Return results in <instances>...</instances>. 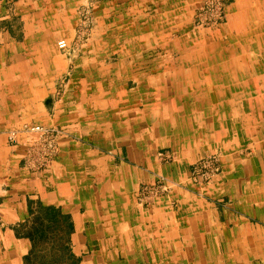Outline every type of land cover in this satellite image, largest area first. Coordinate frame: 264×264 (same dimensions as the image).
I'll use <instances>...</instances> for the list:
<instances>
[{"label": "crops", "instance_id": "0c3cea01", "mask_svg": "<svg viewBox=\"0 0 264 264\" xmlns=\"http://www.w3.org/2000/svg\"><path fill=\"white\" fill-rule=\"evenodd\" d=\"M227 2L223 37L230 39L228 43L233 42L234 37L247 42L259 38L260 50L264 51V27L252 30L254 19L250 17L255 5L262 7L264 12V0ZM2 19L4 17H0V21ZM30 26H24L27 45L16 46L9 43L14 38L0 23V38L7 43L0 44V86L10 88L0 96V264H26L33 245L20 226L30 217V201L33 208L40 202L56 206L68 216L73 224L69 250L74 264H264V260H257L249 249L251 245L264 246V229L259 223L255 226L248 220L247 213L251 211L240 199L248 186L243 185L242 177L225 175L195 185L189 179L195 157L189 147L194 141L209 139L216 132L217 110L213 105L216 101L226 102L231 96L244 98L236 92L237 87L254 82L244 76L247 69L238 66L239 58L236 57L242 52L249 53V44L240 48L232 44L220 46L212 41H206L209 46L177 41L174 47L182 55L173 61L168 78L159 79L165 84L156 91L161 99L155 104L147 93L150 87L141 82L136 85L144 94L137 101L127 92L126 88L138 77H133L132 82L126 80L121 92L107 97L88 91L89 102L102 103L95 111L81 108L77 103L72 105L71 95L66 108L55 105L49 120L70 133L86 134L91 138L94 135L103 141L97 142L99 146L95 147L64 137L56 161L50 167L31 171L23 160L29 144L9 145L8 138L3 135L9 123L7 118L10 112L17 111L14 104L20 94L42 93L39 88L42 82L31 74L34 71L40 74V70L56 71L63 61L57 57L58 52L55 55L52 51L53 47H47L53 41L52 36L41 33L37 37L40 43H32ZM133 31L141 39L140 49L158 43L168 47L169 33L162 26L154 31L151 23L145 27L137 24ZM122 53L130 54V50L126 53L122 50ZM105 56L108 55L99 56L102 62L98 64L103 74L106 71L110 75L122 74L125 68H130L126 56L122 55L123 60L115 64L114 70L108 69L105 63L109 57ZM4 63H12L13 70H22L21 75L1 73ZM263 77L260 72L256 79ZM158 83L149 82L152 86ZM186 98L194 101L192 107L185 103ZM122 101L126 103L123 108L120 107ZM205 102L209 107L201 106ZM110 103L112 109L105 110ZM141 104L150 105L151 109H142ZM260 113L258 110L256 118ZM25 114L26 117L36 116ZM245 116L250 117L249 114ZM86 119L91 127H85ZM168 141L174 144L179 156L175 161L161 163L154 149H162L159 143L166 145ZM259 159L264 164V154ZM160 174L174 181L175 186L164 197L151 200L149 205H139L137 195L141 184L155 182ZM226 199L234 201L220 203ZM244 210H248L245 215Z\"/></svg>", "mask_w": 264, "mask_h": 264}, {"label": "rangeland", "instance_id": "374dc122", "mask_svg": "<svg viewBox=\"0 0 264 264\" xmlns=\"http://www.w3.org/2000/svg\"><path fill=\"white\" fill-rule=\"evenodd\" d=\"M227 6V0H0V17H4L0 23L4 30L8 29L12 38L16 40V42L12 40L9 42L10 44L27 45L28 41L24 42V26L29 24L31 25L30 34L32 33L33 36V38L31 37L32 43L36 45L40 43L37 37L41 33L44 36H52L54 44L50 43L47 47H53L52 51H55V55L58 52L57 57L63 61L60 66H57L56 71L40 70V74H35L36 71L33 72L31 69L33 72L31 76L42 82L39 87L42 93L32 95L24 93L18 97V102L14 104L18 107L17 111L14 114L10 112L7 118L9 121L7 131L3 134L8 138L9 145L19 142L29 144L23 160L31 171L39 170L32 157L35 156L38 148H47L52 144L56 149V157L43 168L50 167L56 161L59 144L64 137L97 147L99 146L97 142L103 141L102 139L96 138L94 135L91 138L86 134L70 133L65 127L49 120V115L54 113L56 104L61 105V109H64L72 99V105L77 103L81 108L85 107L95 111L98 107L101 108L102 103L99 105L89 102V93H96L97 96L104 94L106 97L119 93L124 89L126 80L130 79L132 82V79L136 77L138 79L134 81V84L130 88H126L130 95L133 94L131 98H135L137 101L144 94L140 90V86L136 85L141 82L142 85L150 87L147 93L155 104L157 100L161 99L156 91L161 90L162 87L159 86L165 84L159 79L168 78L173 61L182 55L174 47L177 41L183 40L182 43L191 41V44L194 42L203 43L206 46H209L206 41H212L220 46L232 44V46H240V48L243 47L241 45L248 43L247 47L250 52L236 54V57L240 59H238V66L243 68L245 66L247 69L244 76L254 82L250 85L237 87L236 92L243 95L244 98L235 99V96H231L227 98L226 102L216 101L215 105L212 104V108L217 110L215 119L217 127L214 129L216 132L209 136V139L194 141L189 147L191 154L195 156L191 164L189 179L193 185L201 184L194 182L192 178L195 165L202 158L216 155L220 160L221 170L209 181L218 180L225 175L241 176L244 180L243 185L248 186L241 194L243 198L238 196L251 211L247 213L248 220L255 226L259 223L260 227L264 229V164L259 159L264 154V77L262 80L256 79L260 72L264 75V51L260 50L262 42L259 38L255 39L256 41L253 39L252 42H247L244 38L234 37L233 42L228 43L230 39L223 37L226 32ZM251 10L250 17L254 19V27L252 26L251 29L260 30L264 27L262 7L255 5ZM150 18L151 21H149ZM147 23L154 25V31L159 30L160 26L167 29L169 36L166 46L168 47L161 46V43L155 44L156 47L147 43V46L139 48L141 39L136 33H133V30L137 24L139 27H145ZM179 24L181 25L178 26ZM181 26L182 28H180ZM42 27L44 28L41 30ZM61 38L67 39L69 43V47L65 50H60L57 47V41ZM0 40V44H7L4 43L3 37ZM122 50L125 53L130 50V54L122 53L126 56L127 65L130 66L122 72L124 78H121V73L110 75L107 71L106 74L99 71L98 64L102 62L99 56L108 55L105 56L109 57L106 59V68L114 70L115 64L118 65L123 60ZM167 64L169 67H166ZM12 66V63H4L1 73L5 72L13 76L21 75L22 70H13ZM8 67L13 71L5 69ZM82 67H86V69L82 70ZM152 80L156 83L159 82L158 85L149 84ZM258 81L260 83H257ZM9 90L8 86H0V96ZM186 99L185 103L188 102L187 104L192 107L194 101ZM229 99L232 101L230 102ZM125 105L126 103L123 101L120 103L121 108ZM201 106L209 107L207 102ZM141 108L149 109L150 105H142ZM111 109L112 104L105 107V110ZM258 110L261 113L260 117L256 118ZM25 112L33 113L36 116L26 117ZM236 112L241 115H233ZM242 114H249L250 117H243ZM45 116L46 119H44ZM105 119L108 121V115ZM88 120L84 121L86 128L91 127ZM32 124L44 125L49 133L23 131L26 126ZM14 129L22 133L18 135L16 141H11L9 132ZM52 133L53 136H51ZM140 137L142 135H138V138ZM173 145L170 141L166 145L159 143L158 147L163 146V148L154 149L156 159L161 163L175 161L179 152ZM225 147L227 150L223 149ZM103 148L110 150L106 146ZM160 152L171 154V159L163 160L159 155ZM159 178L167 180V177L161 174L156 176V180ZM168 182L171 188L175 186L174 181ZM144 184H141L140 190ZM138 195L137 203L139 204ZM226 201L227 199L220 203L223 205L233 203L234 199ZM246 212L248 210H244L243 214L245 215ZM249 249L254 252V257L257 260H264V246L251 245Z\"/></svg>", "mask_w": 264, "mask_h": 264}, {"label": "trees", "instance_id": "16d2710c", "mask_svg": "<svg viewBox=\"0 0 264 264\" xmlns=\"http://www.w3.org/2000/svg\"><path fill=\"white\" fill-rule=\"evenodd\" d=\"M29 206L30 217L20 226L33 245L26 264H74L69 250L73 224L68 216L53 205L38 202L33 208L30 201Z\"/></svg>", "mask_w": 264, "mask_h": 264}, {"label": "built area", "instance_id": "2783aa9c", "mask_svg": "<svg viewBox=\"0 0 264 264\" xmlns=\"http://www.w3.org/2000/svg\"><path fill=\"white\" fill-rule=\"evenodd\" d=\"M57 47L60 50L67 49L69 47V43L67 39L65 38L59 39L57 41ZM23 131L37 132L40 134L49 133V130L44 125L41 124L28 125L23 129ZM18 133L19 130L16 129L11 130L9 132V139L11 141H16L18 137ZM51 136H53V133ZM45 148H38V150L35 152V156L34 155L32 156L33 159H35L34 162L38 169H41L44 166L49 165L50 161L53 160L54 157H56V151H55L56 149L52 144L48 145L46 149ZM159 155H161V158L163 160L171 159V154L169 153L163 154L162 152H160ZM220 170H221L220 160L216 155H210L205 158H202L195 165L194 170L192 171L193 181L197 183H203L209 181L215 175L220 173ZM170 189H171V185L166 179L163 178L157 179L156 182L154 183H145L141 187L140 193L138 195L139 204L142 206L149 205L151 200L167 195L170 192Z\"/></svg>", "mask_w": 264, "mask_h": 264}]
</instances>
